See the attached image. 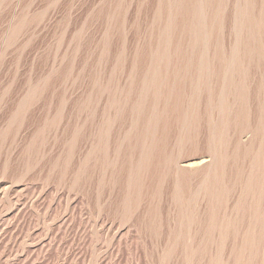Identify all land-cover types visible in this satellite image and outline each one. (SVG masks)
<instances>
[{
	"label": "rangeland",
	"instance_id": "rangeland-1",
	"mask_svg": "<svg viewBox=\"0 0 264 264\" xmlns=\"http://www.w3.org/2000/svg\"><path fill=\"white\" fill-rule=\"evenodd\" d=\"M184 1L0 3V264H259L264 246L256 257L246 244L258 230L251 211L260 194L245 182L258 172L253 157L261 149L264 156L263 136L254 137L264 99L256 85L264 73L255 68L253 39L255 47L241 45L237 54L248 69L246 112L227 129L216 200L203 190L191 193L199 185L194 177L178 203L177 176L151 186L141 161L154 113L176 126L171 105L192 109L198 98L196 108L206 114L208 93L193 94L198 70L190 65L209 62L215 87L219 62L234 51L235 0H227L219 43L203 42L198 52L184 27L188 18L176 14ZM156 72L166 82L155 99L152 87L149 95L143 87ZM227 99L234 112L236 101ZM212 114L216 122L217 109ZM211 160L198 154L178 166L193 171ZM243 199L246 217L236 208Z\"/></svg>",
	"mask_w": 264,
	"mask_h": 264
},
{
	"label": "bare ground",
	"instance_id": "bare-ground-1",
	"mask_svg": "<svg viewBox=\"0 0 264 264\" xmlns=\"http://www.w3.org/2000/svg\"><path fill=\"white\" fill-rule=\"evenodd\" d=\"M2 1L3 0H0V3H2ZM227 5V0H188L180 2L176 5V14H181L182 18H188L184 27L192 38L193 48L196 52H198V47H200V44L203 42L204 46L207 45L205 43H211L212 40H218L219 43V29L225 24L227 20ZM234 9V51L230 58L227 57L228 60L224 59L226 62L222 61V58L220 59L221 62H219V66L217 67V86L211 87V83L208 81L207 76L209 72H207V68L209 67V62H204L203 59H201L197 60V62H193L190 65V67L192 66V68H196L198 70L196 72L195 80L191 82L193 94H199L204 91V93H208L207 100L205 101L206 105L204 107L206 114L201 115L197 110L196 107L199 106V100L197 98L195 101L196 103L194 102L192 104V109H189L188 107L189 110H181L180 107L171 105V108H176L177 113L176 111L175 113L177 116H175L178 121H180V123L176 126L168 125V122L164 123L166 120L168 121V116L163 117L164 115H160V112L158 111L150 116V119L147 122L144 134L147 139H144L146 144H144L145 147H143L145 149L141 148L143 149L141 153L145 151V154L142 153L145 155V157H143L144 159L141 157V161L144 162L148 169L146 172V175L149 178L148 182L151 184V186H155L158 184V182H163L165 178H173V175L175 174L178 181L177 185L175 186L174 194L178 203H180V201L183 199L181 196H183L184 189L191 186V182L194 177L197 179V185H199L197 190L191 192L193 195L203 190V192L208 195L210 201H215L218 196V191H223L221 188L222 186L220 187L219 180L221 181V178L224 176L222 172L225 170L223 171L222 167L224 165L223 162L226 160L228 154L227 129L233 124L239 126L238 124H240V120L245 117V105L248 98L246 86L248 69L245 71L242 63L238 62L237 54L241 45H244L245 48L249 49L252 42L251 39L255 41L254 43L252 42V44H255L256 46V57L258 58L257 60H259V62H256L255 68L264 73V0H235ZM19 25L21 26V24ZM20 26H17V28L14 29L17 31ZM222 28L223 27H221V29ZM218 48H220V46ZM251 55L253 56V54ZM201 69H203L204 73H199ZM236 73L240 75V78L239 75L238 77L235 75ZM158 74L159 73L156 72L154 77L146 83L145 87H143V89L145 88L144 92L147 95L151 94L149 90L152 87V95L155 99L161 97L162 92H159L158 88L161 86V84L166 82V80H163L164 78L162 79L159 76L160 74ZM256 86V91L259 96L263 95L264 97V74L260 77ZM228 94H231L237 103L236 109H233L234 112H231V110L229 111V109H232V104L228 102ZM214 95L218 96L217 101H215L216 103H214L212 99ZM26 100H28V98ZM165 103L167 104V102ZM215 109H217L219 115L217 116L219 119L217 121L215 120L216 122H214L211 118V114ZM164 112L166 111L164 110ZM260 115L261 118L258 121L259 124L256 126L254 137L257 138L259 135H261V137L263 136L262 140L264 141V99L261 101ZM200 119L202 121L205 119L207 122L204 123V121L203 123L199 124ZM161 123L162 126L159 128ZM244 129V127H239L237 131L242 132ZM170 141H172L173 150L168 152L167 145ZM198 154H209V156L212 157L211 163L207 167H202L193 171H189L188 169L180 168L178 166V163L181 159H184L185 157H193ZM141 161L139 163H141ZM253 163L256 171L258 172L253 178L246 180L245 187L249 190L252 186H255L260 194L259 197H256L258 203H255L256 200L254 201L251 211L253 221L256 224L258 230L253 236V239L251 241H247L246 244L253 247L254 252L259 254V249H262L261 247L264 246V193H262L263 191L261 189V183L263 180L262 178L264 177V156L262 149L253 157ZM139 165L142 166L141 164H138V166ZM136 168L138 167H133L134 170ZM174 169H176L175 172ZM157 172H160V174ZM191 176L193 177L191 178ZM137 178L138 177L135 179ZM130 180L131 182L135 183L133 177ZM236 208L237 210H242V212H244L243 216H245V211H247L246 200L243 199L239 201ZM211 215L214 216V213L211 212ZM254 242L256 243L254 244ZM258 254L255 256L258 257ZM261 255L262 258L259 256V260L257 258L256 259L259 261V264H264V254ZM248 264H252L251 261Z\"/></svg>",
	"mask_w": 264,
	"mask_h": 264
}]
</instances>
